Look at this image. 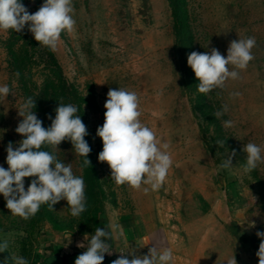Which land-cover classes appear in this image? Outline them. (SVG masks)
<instances>
[{"label": "rangeland", "instance_id": "rangeland-1", "mask_svg": "<svg viewBox=\"0 0 264 264\" xmlns=\"http://www.w3.org/2000/svg\"><path fill=\"white\" fill-rule=\"evenodd\" d=\"M182 1L193 51L214 47L226 58L232 40H256L255 58L240 71V78L211 93L218 111L224 105L228 111L207 125L208 143L183 87L168 0H73L75 29L61 33L54 52L80 94L91 98L94 92L95 107L83 104V112L105 195L103 209L88 200L82 159L71 142L49 146L58 160L71 164L73 173L83 177L87 209L73 217L61 200L55 210L42 205L43 214L24 220L10 213L0 194V242L9 241L7 252L0 253V264H12L5 261L10 255L23 256L29 264H46L52 256L82 254L86 248L77 244L85 235L110 224L119 225L122 235L109 241L113 251L105 254L103 264L119 258L128 245L146 255L151 243L170 248L172 264H227L233 256L237 264H259L261 240L256 233L264 231V164L243 173L242 148L253 142L264 149V0ZM22 2L35 13L44 0ZM32 36L27 28L22 33L0 30V86L11 89L6 99L0 98V166L5 169L6 146L12 142L16 147L23 139L15 129L25 100L11 50L24 53ZM26 68L39 91L50 75L37 53ZM118 87L137 93L140 121L170 146L173 166L156 191L117 185L108 164L98 161L103 143L96 130L104 123L109 89ZM233 92L239 95L230 96ZM227 120L233 127H223ZM219 140L225 141L224 147L217 145ZM232 150L236 151L232 168L219 169ZM34 178H24L25 190ZM252 223L255 227H250Z\"/></svg>", "mask_w": 264, "mask_h": 264}, {"label": "clouds", "instance_id": "clouds-1", "mask_svg": "<svg viewBox=\"0 0 264 264\" xmlns=\"http://www.w3.org/2000/svg\"><path fill=\"white\" fill-rule=\"evenodd\" d=\"M74 11L73 0H44L35 13H30L22 0H0V30L22 33L27 28L40 46L55 51L61 33H71L75 29ZM255 46L254 37H244L229 43L226 58L214 47L205 52H191L187 64L198 80L197 90L207 95L217 89L223 90L230 79H239L240 71L246 70L255 58L252 54ZM15 75L18 78L20 74L17 72ZM9 94L11 89L8 85L0 86V98L6 99ZM238 95V92L230 93L232 97ZM35 108L36 99L29 96L18 109L22 120L15 131L23 139L16 147L12 142L6 146L8 168L0 166V194L10 213L24 220L34 217L42 205H47L50 211L55 210L54 205L61 200L67 202L73 217H79L87 209L83 177L73 173L71 164L61 162L52 152L42 149L49 146L58 148L62 141L67 140L75 153L84 158L82 167H91L88 159L91 147L84 139L88 135L87 127L77 114V106L71 103L58 102L54 109L55 118L50 114L48 116L51 120L48 128L42 126L43 121L37 117ZM104 108V123L96 130L103 143L98 161L108 164L110 178L117 185L142 189L145 193L160 189L173 166L168 151L170 146L162 143L154 131L140 121L137 93L125 88H110ZM227 111L228 107L224 105L223 111L215 112L214 116L220 118ZM223 127H233V121H224ZM216 143L220 147L225 146V141ZM242 151L246 154L243 173H251L264 164V149L261 146L249 142L243 145ZM235 156L236 151L232 150L219 169L232 168ZM26 177H35L27 190ZM250 227H255V224H250ZM118 230L119 225L110 224L107 229L96 228L90 237L85 235L84 242H79L77 247L86 248V251L75 259V264H103L105 254L111 255L113 251L109 241L114 235L117 238L122 235V231ZM256 235L261 240L256 256L259 264H264V231H257ZM8 248L7 239L0 242V253L7 252ZM120 253L111 264H172L173 261L172 250L155 243L146 255H138L136 249L129 245ZM9 260L12 264H29L28 259L19 255H10L5 259ZM227 264H237L235 257Z\"/></svg>", "mask_w": 264, "mask_h": 264}, {"label": "trees", "instance_id": "trees-1", "mask_svg": "<svg viewBox=\"0 0 264 264\" xmlns=\"http://www.w3.org/2000/svg\"><path fill=\"white\" fill-rule=\"evenodd\" d=\"M168 2L174 21L176 53L182 73L183 87L189 98L193 114L199 121V127L203 133L205 142L208 143L207 125L217 121L214 113L218 111L220 106L217 105V101L215 102L212 99L211 93L214 92L205 95L197 90L198 80L187 64V57L193 52V40L183 11V1L168 0ZM33 49L35 50L34 52H32ZM11 52L16 69L20 74L25 99L29 96L36 99V108L34 111L37 117L43 121L42 126L45 128L51 126V120L48 119V116L50 114L53 119L55 118L54 109L58 106V102L62 101L65 104L71 103L77 106V114L80 115L82 122L86 125L88 131L86 117L83 112V104H87L91 108L95 107L94 92L92 93L91 98H85L80 94L77 87L67 78L56 53L47 47L40 46L33 36L29 40V48L23 50L24 53L17 54L14 50H11ZM36 53L40 62L42 61L44 69L47 71L48 75H50L49 80H47L43 88H40L39 91H37V85L35 82L31 80L32 74L27 75L24 72L25 69H27V65L30 67L33 64V57ZM84 139L91 147V152L88 155V159L91 161V167H84L85 182L87 185L86 194L89 202L101 210L103 209L105 195L94 163L93 145L89 131ZM209 149L212 151V146L209 145ZM42 150L50 151V148L47 147ZM81 159L83 162L84 158L81 157ZM38 212L41 214L44 213L42 207Z\"/></svg>", "mask_w": 264, "mask_h": 264}, {"label": "flooded vegetation", "instance_id": "flooded-vegetation-1", "mask_svg": "<svg viewBox=\"0 0 264 264\" xmlns=\"http://www.w3.org/2000/svg\"><path fill=\"white\" fill-rule=\"evenodd\" d=\"M73 255V254H72ZM69 255V256H72ZM69 256H65V257H52L53 259L51 261H57L59 264H72L73 260H75L79 255L77 256H73L71 258H69Z\"/></svg>", "mask_w": 264, "mask_h": 264}, {"label": "water", "instance_id": "water-1", "mask_svg": "<svg viewBox=\"0 0 264 264\" xmlns=\"http://www.w3.org/2000/svg\"><path fill=\"white\" fill-rule=\"evenodd\" d=\"M77 255H80V254H73L72 256H69V258H71L73 256H77ZM52 257H56V256H52ZM52 257L48 259V261L46 262V264H59L57 261H51L53 259ZM57 257H59V256H57ZM72 264H75V260H73V263Z\"/></svg>", "mask_w": 264, "mask_h": 264}, {"label": "crops", "instance_id": "crops-1", "mask_svg": "<svg viewBox=\"0 0 264 264\" xmlns=\"http://www.w3.org/2000/svg\"><path fill=\"white\" fill-rule=\"evenodd\" d=\"M152 244V243H151ZM135 246H140L139 244H138V242H135V244H134Z\"/></svg>", "mask_w": 264, "mask_h": 264}, {"label": "built area", "instance_id": "built-area-1", "mask_svg": "<svg viewBox=\"0 0 264 264\" xmlns=\"http://www.w3.org/2000/svg\"><path fill=\"white\" fill-rule=\"evenodd\" d=\"M121 255V254H120ZM124 255H125V253H124Z\"/></svg>", "mask_w": 264, "mask_h": 264}]
</instances>
